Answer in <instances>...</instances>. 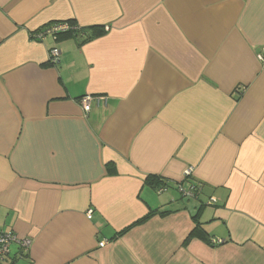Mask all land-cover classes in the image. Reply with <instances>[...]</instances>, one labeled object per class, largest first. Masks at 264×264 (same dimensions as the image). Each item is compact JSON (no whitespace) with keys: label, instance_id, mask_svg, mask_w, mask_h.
Here are the masks:
<instances>
[{"label":"crops","instance_id":"1","mask_svg":"<svg viewBox=\"0 0 264 264\" xmlns=\"http://www.w3.org/2000/svg\"><path fill=\"white\" fill-rule=\"evenodd\" d=\"M7 231L5 264H264V0H0Z\"/></svg>","mask_w":264,"mask_h":264},{"label":"built area","instance_id":"2","mask_svg":"<svg viewBox=\"0 0 264 264\" xmlns=\"http://www.w3.org/2000/svg\"><path fill=\"white\" fill-rule=\"evenodd\" d=\"M71 24L69 22H57L54 24H49L45 26L43 29L36 31L32 33L34 38L37 40H43L46 38L48 35H52L54 37H57L58 34L62 32H66L67 30L71 29ZM76 29L78 26L75 27ZM61 55V51L59 48H53L51 50L50 54V61L53 63H57L59 60V57ZM92 95H84L80 98V104L82 105L84 111L86 113H89L92 108ZM194 172V167L193 166H188L184 170V177L188 178L190 177ZM169 189L168 185L166 183L160 185L157 188V192L159 194H162L166 192ZM179 192L183 194L184 196H190L193 197L195 196V188L191 186L190 188H185L182 185H178ZM92 214L89 212L88 218H91ZM221 240H214V242H220ZM13 243H17L20 245L22 248H24L25 251H28L30 246H31V239L29 238H19L14 232L12 231H7V232H1L0 233V264H2L3 260L9 255L11 251V246ZM106 241H102L99 243L101 247L106 245ZM23 254V252H22ZM21 254V255H22Z\"/></svg>","mask_w":264,"mask_h":264},{"label":"trees","instance_id":"3","mask_svg":"<svg viewBox=\"0 0 264 264\" xmlns=\"http://www.w3.org/2000/svg\"><path fill=\"white\" fill-rule=\"evenodd\" d=\"M69 23L71 24L72 28L67 30L66 32H62V33L58 34L57 37H60V38H65V37H75V38H77V37H80L81 38V42L80 43H85L87 41H90L92 39L100 37V36H102V35H104L106 33V29L103 26H97V27H94V28H83V27H80L79 25H77L75 22H69ZM76 26H78L77 29L75 28ZM146 181L154 189H156V191H157V188L160 185H162L164 183H166L168 185L167 180H165V178H162L160 176H152V175H150V176H148ZM192 183H191V186H193L195 188V195H196L198 193L197 191L199 190L200 186L198 184L194 183V182H192ZM159 213L160 214H166V213H169V211L167 212L166 210L165 211H161L159 209H152L146 216H144L142 219L137 221L135 224L143 223V222L147 221L148 219L152 218L154 215L159 214ZM21 256H24V255L22 254ZM7 257L3 260L2 264H5V262H7L8 258H9V257L8 258Z\"/></svg>","mask_w":264,"mask_h":264},{"label":"rangeland","instance_id":"4","mask_svg":"<svg viewBox=\"0 0 264 264\" xmlns=\"http://www.w3.org/2000/svg\"><path fill=\"white\" fill-rule=\"evenodd\" d=\"M13 244H17V243H13ZM13 244H12V245H13ZM7 258H8V257H7Z\"/></svg>","mask_w":264,"mask_h":264}]
</instances>
